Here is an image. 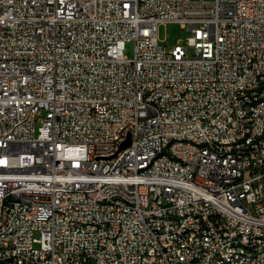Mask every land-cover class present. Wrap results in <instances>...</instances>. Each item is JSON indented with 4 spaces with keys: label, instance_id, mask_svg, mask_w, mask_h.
I'll list each match as a JSON object with an SVG mask.
<instances>
[{
    "label": "built area",
    "instance_id": "built-area-1",
    "mask_svg": "<svg viewBox=\"0 0 264 264\" xmlns=\"http://www.w3.org/2000/svg\"><path fill=\"white\" fill-rule=\"evenodd\" d=\"M256 85L264 0H0V264H264Z\"/></svg>",
    "mask_w": 264,
    "mask_h": 264
},
{
    "label": "rangeland",
    "instance_id": "rangeland-1",
    "mask_svg": "<svg viewBox=\"0 0 264 264\" xmlns=\"http://www.w3.org/2000/svg\"><path fill=\"white\" fill-rule=\"evenodd\" d=\"M191 35L188 29L181 28L178 24L162 25L159 29V40L160 42L168 46L173 47L177 41H180L182 45H186L187 38ZM192 54V50H190ZM124 55L128 59H133L135 56V44L134 42H128L125 46Z\"/></svg>",
    "mask_w": 264,
    "mask_h": 264
},
{
    "label": "bare ground",
    "instance_id": "bare-ground-1",
    "mask_svg": "<svg viewBox=\"0 0 264 264\" xmlns=\"http://www.w3.org/2000/svg\"><path fill=\"white\" fill-rule=\"evenodd\" d=\"M263 94L264 86L256 85L255 96H263ZM243 118H251V110H243ZM172 143H181V136H172ZM185 147H194V138L185 139ZM227 147H235V140H227ZM53 169H63V162H53ZM140 171H149V164H140ZM253 261L262 262V254H253Z\"/></svg>",
    "mask_w": 264,
    "mask_h": 264
},
{
    "label": "water",
    "instance_id": "water-1",
    "mask_svg": "<svg viewBox=\"0 0 264 264\" xmlns=\"http://www.w3.org/2000/svg\"><path fill=\"white\" fill-rule=\"evenodd\" d=\"M129 145V138L121 145L120 150L125 149Z\"/></svg>",
    "mask_w": 264,
    "mask_h": 264
}]
</instances>
